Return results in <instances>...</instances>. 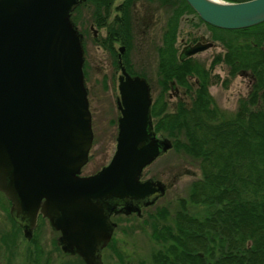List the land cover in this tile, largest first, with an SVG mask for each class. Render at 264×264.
<instances>
[{"label": "water", "instance_id": "water-1", "mask_svg": "<svg viewBox=\"0 0 264 264\" xmlns=\"http://www.w3.org/2000/svg\"><path fill=\"white\" fill-rule=\"evenodd\" d=\"M206 24L229 31L264 23V0H186ZM83 0H0V192L31 238L42 216L61 234L63 253L103 264L119 206L140 213L166 194L142 181L173 149L154 129L146 79L120 78L117 148L110 164L82 176L94 145L83 36L72 20ZM212 44L187 46L181 59ZM123 52V49H121Z\"/></svg>", "mask_w": 264, "mask_h": 264}, {"label": "trees", "instance_id": "trees-1", "mask_svg": "<svg viewBox=\"0 0 264 264\" xmlns=\"http://www.w3.org/2000/svg\"><path fill=\"white\" fill-rule=\"evenodd\" d=\"M115 1L87 0L85 4L93 6L94 24L107 28L102 43L111 51L115 43H133V4L138 0H125L117 8L121 17L110 23ZM161 2L170 13L155 48L161 92L152 106L154 129L171 140L175 151L197 160L202 175L192 183L189 195L179 200L173 218L167 208L154 216L152 238L158 248L149 264H264V23L221 30L204 23L186 0ZM185 16L195 27L206 24L213 39L226 46L227 54L211 61L212 70L193 59L179 60L177 44ZM220 63L228 68L225 86L242 72L255 79L252 91L239 100L234 113L223 110L210 93L220 80L212 76ZM188 75L199 82L195 90ZM175 86L186 88L192 96L171 111L168 94ZM31 243L28 264H49L43 263L38 239Z\"/></svg>", "mask_w": 264, "mask_h": 264}, {"label": "rangeland", "instance_id": "rangeland-1", "mask_svg": "<svg viewBox=\"0 0 264 264\" xmlns=\"http://www.w3.org/2000/svg\"><path fill=\"white\" fill-rule=\"evenodd\" d=\"M120 2L118 0L115 3V8ZM85 4L74 12L73 18L75 25L84 36L87 59L86 86L89 92L95 136L90 161L82 172L83 176H88L108 166L116 152L118 118L120 117L117 105V99L120 98L118 79L121 74L117 71L116 60L122 45L114 44V50L111 51L108 48L109 45L105 46L95 41V39H105L107 29H99L94 25L93 6ZM136 11L135 45L130 53L131 61L136 72L150 79L154 91L153 100H156L160 94V88L157 81L155 46L161 43L162 31L170 9L162 5L161 0H141L137 3ZM115 14V12L112 13L111 20ZM149 19L152 26L144 34ZM191 34L208 37L210 33L206 26L199 23L195 27L190 17H183L178 38L180 50L185 47ZM215 54L216 51L209 50L198 55L197 58L205 63L204 65L209 66ZM213 73L219 74L220 80L212 85L211 94L223 110L234 113L239 100L249 94L250 78L237 76L229 82L228 86H225L224 82L228 79L225 67L218 66ZM176 94L171 92L168 97L171 111L180 99ZM201 175L200 163L197 160L174 149L147 167L143 173V180L153 179L161 182L166 186V194L140 215L117 214L112 218V222L117 225L112 238L114 243L104 250L103 264H141L143 262L149 264L153 251L158 248V244L152 238L154 216L158 211L167 208L173 218L179 208V200L189 195L192 183L200 179ZM60 236L59 232L52 229L48 220L42 219L38 222L33 237L38 239L43 249V263L81 264L78 262V256L63 253ZM28 240L30 239L24 236V232L12 219L9 207L6 210L0 205V264H28L29 253L33 249L31 241Z\"/></svg>", "mask_w": 264, "mask_h": 264}, {"label": "flooded vegetation", "instance_id": "flooded-vegetation-1", "mask_svg": "<svg viewBox=\"0 0 264 264\" xmlns=\"http://www.w3.org/2000/svg\"><path fill=\"white\" fill-rule=\"evenodd\" d=\"M118 0H116L115 1V3L117 2ZM121 2L116 6V8H115V3H114V6H113V9H112V13L113 12H115L116 14H115V16H114V18H112V20L110 19V23L111 22H113V20L115 19V17L116 16H120L121 17V14H122V12L121 11H119L117 8H118V6H121V5H123V4H125V0H120ZM139 1H141V0H138V1H135L134 2V4H133V27H134V23L136 22V21H134V16H135V13H137V11H136V7H137V3L139 2ZM83 4H85L86 2H87V0H83ZM82 4V5H83ZM115 8V9H114ZM194 20L196 21V19L194 18ZM150 23H151V21H150V19H149V21H147V24H146V27H145V31H144V34L145 33H147V31L150 29V27L152 26V25H150ZM165 24H166V22H165ZM95 25V24H94ZM201 25H204V26H206L207 27V29L209 30V36L208 37H205V36H200V37H198V36H194V35H192L191 34V38H189V41L185 44V47L184 48H186L187 46H195L196 44H198V43H202V44H212V46L208 49V50H206V51H204V52H202V53H205V52H207V51H209V50H212V51H216V54L213 56V58L211 59V60H213L214 58H216L218 55H226L227 54V48H226V46L225 45H223L222 43H220L219 41H215L214 39H213V33L211 32V30L209 29V27L206 25V24H201ZM165 26V25H164ZM98 27V26H97ZM99 29H103V28H105V27H102V28H100V27H98ZM107 29V28H106ZM162 33H163V31H162ZM82 35V34H81ZM95 35H96V33H95ZM83 36V35H82ZM161 37H162V35H161ZM95 41H97L98 43H102V39H95ZM152 42V41H151ZM83 43H84V36H83ZM120 43V42H119ZM153 43V42H152ZM115 44H117V43H115ZM120 45H122V47L119 49V53H118V55H117V60H116V68H117V71H119L121 74L119 75V84H120V78L122 77V75H123V69H125L126 70V72L131 76V77H140V78H143V79H146L147 80V82H148V84H149V86H150V89H151V96H152V99H153V87H152V84H151V81H150V79L148 78V77H146L144 74H142V73H140V72H136L135 70H134V68H133V62L131 61L132 59H131V51L134 49V45H135V31H134V39H133V43L131 44V45H124V44H122V43H120ZM157 46V45H156ZM156 46H155V48H156ZM177 47L179 48V46H178V44H177ZM184 48L182 49V50H180V48H179V60L181 61V62H184V61H186V60H188V59H193V61H194V63H198V64H201V65H204L205 63H203L202 61H200L198 58H197V56L198 55H200V54H202V53H199V54H197V55H195V56H193V57H191V58H186V59H184V60H182L181 59V53H182V51L184 50ZM121 49H123V52H121ZM84 50H85V46H84ZM156 52V51H155ZM130 55V56H129ZM157 55V54H156ZM85 60H87L86 59V54H85ZM86 63V62H85ZM158 63H159V60H158V57H157V77H158ZM211 63L209 64V66H206L207 67V69H209V70H212V68H211ZM218 66H222L223 68L225 67V70H226V72H227V76H228V68H227V66L224 64V63H220V64H218L215 68H217ZM214 68V69H215ZM213 69V70H214ZM212 76L214 77V78H217V77H220L219 76V74H214V73H212ZM238 76H240V77H243V78H250V84H249V93L252 91V89H253V85H254V82H255V79L252 77V75L250 74V73H247V72H242V73H240ZM187 79L190 81V83H191V86H192V88H193V90H195L196 89V87H197V85H198V81H197V79L195 78V77H191V76H187ZM158 80H159V78H158ZM157 80V81H158ZM158 84H159V81H158ZM212 87V86H211ZM211 87H210V89H211ZM159 88H160V92H161V87H160V84H159ZM171 92H174V93H177L176 95L177 96H179V100H177V102L175 103V108L177 107V105H178V103L179 102H189L190 101V98H191V96H192V94H189L187 91H186V88H183V87H180V86H175V87H173V89H172V91ZM171 92H169V94H168V97H169V95H170V93ZM211 93V92H210ZM181 95V96H180ZM212 95V94H211ZM249 95V94H248ZM213 96V95H212ZM214 97V96H213ZM118 101H119V98L117 99V105H118ZM153 102H155V100H153ZM168 102H169V100H168ZM119 111V110H118ZM93 175V174H92ZM88 176H90V175H88ZM142 179H143V175H142ZM148 180H152V181H154L153 179H148ZM154 182H156V183H161V182H159V181H154ZM165 186V185H164ZM166 187V186H165ZM161 198H159V199H157L156 200V202L154 203V204H152V205H149V206H143L142 208H141V211H140V213H132V214H130V215H140L144 210H147V209H149L150 207H152V206H154L157 202H158V200H160ZM0 205L2 206V207H5L6 208V210L8 209V207H9V212H10V215H11V208H12V203L6 198V196L2 193V192H0ZM117 214H128L127 212H126V210H125V207L124 206H119V207H117L116 208V210L113 212V214L111 215V220H112V218L115 216V215H117ZM11 217H12V215H11ZM12 219H13V217H12ZM43 218L42 217H39V221L40 220H42ZM14 220V219H13ZM14 222L18 225V227L24 232V236H25V234H26V228H24L22 225H20L19 223H17L15 220H14ZM36 231V230H35ZM35 231H34V233H35ZM34 233H33V235H32V237L30 238V240H28V241H32L33 239H34ZM26 237V236H25ZM27 238V237H26ZM29 239V238H28Z\"/></svg>", "mask_w": 264, "mask_h": 264}]
</instances>
